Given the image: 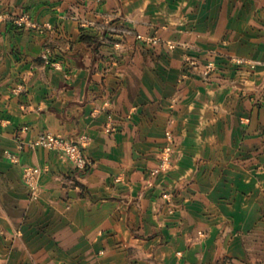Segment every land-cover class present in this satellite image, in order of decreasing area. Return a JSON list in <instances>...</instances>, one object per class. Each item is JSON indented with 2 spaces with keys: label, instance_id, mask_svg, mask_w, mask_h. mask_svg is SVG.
Wrapping results in <instances>:
<instances>
[{
  "label": "crops",
  "instance_id": "1",
  "mask_svg": "<svg viewBox=\"0 0 264 264\" xmlns=\"http://www.w3.org/2000/svg\"><path fill=\"white\" fill-rule=\"evenodd\" d=\"M0 264H264V0H0Z\"/></svg>",
  "mask_w": 264,
  "mask_h": 264
},
{
  "label": "built area",
  "instance_id": "2",
  "mask_svg": "<svg viewBox=\"0 0 264 264\" xmlns=\"http://www.w3.org/2000/svg\"><path fill=\"white\" fill-rule=\"evenodd\" d=\"M174 48V46H170ZM243 60H237L238 65H242ZM212 64L209 65L207 74L212 70ZM253 68L255 66H252ZM172 134L167 133V139L169 145L163 150L160 158L159 168L154 171V174L168 171L172 165V145L173 139ZM88 143V139L82 137L79 142L69 140L61 135H53L51 133H44L38 136L35 140L30 141L27 144L21 142V145H27L30 149L47 148L49 150L59 152L64 158L70 160L75 167L80 171H86L91 165L90 160L86 157L83 152L85 144ZM13 157L12 155H10ZM41 170L38 168L27 167L24 169V181L30 187H35L37 177Z\"/></svg>",
  "mask_w": 264,
  "mask_h": 264
}]
</instances>
